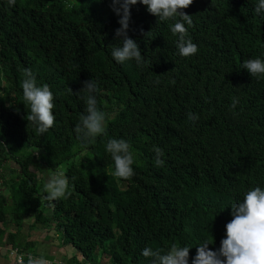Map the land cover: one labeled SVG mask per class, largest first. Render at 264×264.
<instances>
[{"label":"trees","instance_id":"16d2710c","mask_svg":"<svg viewBox=\"0 0 264 264\" xmlns=\"http://www.w3.org/2000/svg\"><path fill=\"white\" fill-rule=\"evenodd\" d=\"M256 3L194 0L183 11L193 15L185 27L198 52L183 57L174 21H159L138 2L128 35L147 61L140 67L112 58L120 17L111 0H16L13 7L0 0V139L7 146L0 147V258L17 264L10 253L18 250L54 259L37 253L41 244L25 227H41L47 240L58 235L62 249L75 250L61 264H151L145 247L163 255L174 243L193 247L192 264L201 243L218 250L231 205L264 188V78L241 67L264 60V12L254 11ZM24 69L54 95L55 123L44 134L24 119ZM89 79L98 82L107 135L84 148L74 132L84 94L67 88L76 93ZM189 113L199 119L189 121ZM110 138L128 141L136 154L129 180L113 175ZM154 146L164 151L162 167ZM62 165L72 195L50 208L37 177Z\"/></svg>","mask_w":264,"mask_h":264},{"label":"clouds","instance_id":"9594fccd","mask_svg":"<svg viewBox=\"0 0 264 264\" xmlns=\"http://www.w3.org/2000/svg\"><path fill=\"white\" fill-rule=\"evenodd\" d=\"M138 2L146 6L147 11L157 17L159 21H174L170 25V31L178 37L176 48L179 55L189 57L198 52V46L188 36V27L193 26V15L183 11L191 6L194 0H111L112 11L120 17L118 20L120 27L115 30V37L119 39L120 43L119 46H113L111 53L115 62L123 64L126 61L134 60L140 67L147 63L145 57L141 55L138 43L128 35L130 8ZM7 3L9 7H13L16 0H7ZM254 11L258 15L264 12V0H257ZM241 67L247 70L251 77L264 78V60L261 58L247 59ZM23 73L24 79L21 82L23 100L30 109L24 119L31 123L38 133L44 134L55 123L52 111L55 108L54 95L47 84L37 85L36 78L30 69H24ZM67 90L74 95L84 94L85 112L80 115L74 132L81 147L87 148L94 144L98 137L107 135L108 114L98 107V82L89 79L82 82V87L78 92L73 93L71 88H67ZM238 103L239 99L233 97L231 107L235 108ZM198 119L199 117L195 113L188 114L189 121L194 123ZM0 147L7 150L2 139H0ZM105 148L114 162L113 175L115 177L129 180L135 176L133 164L136 162V154L128 141L110 138L107 140ZM38 151L37 149L35 153ZM153 151L156 166L162 167L164 165L163 149L154 146ZM44 190L47 193L45 199L49 202L48 207L50 208L55 207L53 201L72 195L69 178L64 172L58 170L51 172L44 184ZM230 215L232 219L225 225V238L221 240L219 249L209 250V245L213 242L201 243L195 247L196 256L192 260V264H264V188L257 186L248 190L242 200L231 205ZM191 248L193 247L178 246L174 243L166 254L162 255L160 250H153L151 247H145L141 254L145 258H151V264H189ZM10 255L13 256L12 258H16L17 264L62 263V261H52L43 256L35 257L30 253H19L18 250L13 251Z\"/></svg>","mask_w":264,"mask_h":264},{"label":"rangeland","instance_id":"374dc122","mask_svg":"<svg viewBox=\"0 0 264 264\" xmlns=\"http://www.w3.org/2000/svg\"><path fill=\"white\" fill-rule=\"evenodd\" d=\"M12 167H15V165L13 164H10ZM58 171H62L64 172L65 171V165H62ZM50 172V173H49ZM52 171H44L42 172V174H38L39 176L37 177L38 178V186H39V190L42 191L44 190V184L46 182V180L48 179L49 175L51 174ZM25 229V230H24ZM23 229V232H27V238L30 240V241H37V243L41 244L42 246H40L39 250L42 251L43 253H47L51 256L54 257L51 258L52 261H57V262H61V261H69L74 255H77V253L75 252V250L72 249V247H60L59 246V242H60V238L58 235H56L54 238L52 237L51 240H47L46 241V238L44 237L45 235V232L46 230H44L43 228L39 227L38 229H35L33 231H29L28 228H24ZM27 230V231H26ZM6 249V248H5ZM4 251H2V254H4ZM39 253V252H38ZM10 257L12 258L13 256L10 255ZM63 257V258H62ZM76 258L80 261V257L79 256H76ZM101 257L99 258V261H100ZM10 260V258H9ZM0 264H9V261H4V259L0 258ZM54 264H59V263H54ZM67 264V263H66Z\"/></svg>","mask_w":264,"mask_h":264},{"label":"crops","instance_id":"0c3cea01","mask_svg":"<svg viewBox=\"0 0 264 264\" xmlns=\"http://www.w3.org/2000/svg\"><path fill=\"white\" fill-rule=\"evenodd\" d=\"M45 242H47V239ZM40 246H42V245H40ZM40 246L37 248V253L39 252L38 254L43 253L42 251L39 250Z\"/></svg>","mask_w":264,"mask_h":264},{"label":"built area","instance_id":"2783aa9c","mask_svg":"<svg viewBox=\"0 0 264 264\" xmlns=\"http://www.w3.org/2000/svg\"><path fill=\"white\" fill-rule=\"evenodd\" d=\"M13 253V251H11V254Z\"/></svg>","mask_w":264,"mask_h":264}]
</instances>
